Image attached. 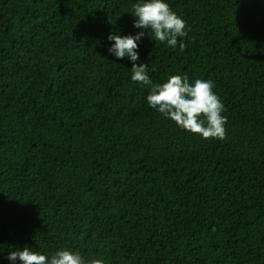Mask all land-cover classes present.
<instances>
[{
    "label": "trees",
    "instance_id": "1",
    "mask_svg": "<svg viewBox=\"0 0 264 264\" xmlns=\"http://www.w3.org/2000/svg\"><path fill=\"white\" fill-rule=\"evenodd\" d=\"M143 0H0V264L28 246L105 264H264V0H166L181 50L148 30V75L212 80L226 139L147 103L110 32ZM153 39H152V38Z\"/></svg>",
    "mask_w": 264,
    "mask_h": 264
},
{
    "label": "clouds",
    "instance_id": "2",
    "mask_svg": "<svg viewBox=\"0 0 264 264\" xmlns=\"http://www.w3.org/2000/svg\"><path fill=\"white\" fill-rule=\"evenodd\" d=\"M131 14L137 17L134 26L144 31L135 35L110 32L107 38L114 43L108 51L118 59L127 57L133 62L131 80L150 89L147 103L186 131L204 139H226L227 117L222 114L225 106L213 90L215 84L212 80L198 78L190 82L187 76L176 73L170 75L165 82L154 83L148 75V63H136L139 59L137 42L148 30H151L156 41L166 42L173 49L179 44V48L183 50L185 44L180 38L187 36L186 22L166 0L137 2L133 5ZM8 259L13 262L19 259L21 264H105L102 257L86 259L80 251L67 248L48 256L24 246L22 250L17 248L11 251Z\"/></svg>",
    "mask_w": 264,
    "mask_h": 264
}]
</instances>
